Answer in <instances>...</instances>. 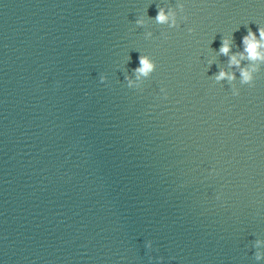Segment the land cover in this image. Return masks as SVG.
Segmentation results:
<instances>
[{"label": "water", "instance_id": "obj_1", "mask_svg": "<svg viewBox=\"0 0 264 264\" xmlns=\"http://www.w3.org/2000/svg\"><path fill=\"white\" fill-rule=\"evenodd\" d=\"M259 27L264 0H0V264H264V65L218 54Z\"/></svg>", "mask_w": 264, "mask_h": 264}, {"label": "clouds", "instance_id": "obj_2", "mask_svg": "<svg viewBox=\"0 0 264 264\" xmlns=\"http://www.w3.org/2000/svg\"><path fill=\"white\" fill-rule=\"evenodd\" d=\"M180 12L184 11V5L178 4ZM154 20L156 24L167 25L169 28H179L180 24L178 22V13L173 8H164L159 7L157 15L155 18H150ZM184 20H187V17H183ZM135 24L138 27L145 26V20L137 18ZM237 29L236 31H238ZM191 33L193 29H188ZM259 36L254 33L251 28H248L247 34L242 37L243 51H238L233 53L232 46L234 44V37L221 39V46L218 50V54L228 57V66L229 68H236L239 71V83L240 85L253 86L255 80V74L258 73L261 69V65H264V27L258 28ZM153 35L152 32H146L145 38H151ZM130 59V58H129ZM248 61L247 65L242 66V61ZM213 64L212 61H209V65ZM156 63L147 55L139 56V66L132 69V74L130 76H125L127 82V87L130 89H140L141 85L146 79H148L156 70ZM134 77V78H133ZM213 79L215 82L220 83L222 81H227L228 85L231 88V93L233 96H239L240 90L236 87L235 81L237 76L235 72H227L221 69L218 74H216ZM107 80V77L104 75L100 76V82L104 83ZM161 92H164V98H167V93L164 89H161ZM219 198V197H217ZM261 241L256 240L254 247H258ZM146 247L151 248V241L148 242ZM254 258L259 261L264 259V254L256 252ZM162 261L163 258L161 257Z\"/></svg>", "mask_w": 264, "mask_h": 264}]
</instances>
